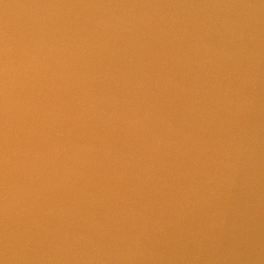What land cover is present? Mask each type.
I'll list each match as a JSON object with an SVG mask.
<instances>
[{"label":"water","instance_id":"95a60500","mask_svg":"<svg viewBox=\"0 0 264 264\" xmlns=\"http://www.w3.org/2000/svg\"><path fill=\"white\" fill-rule=\"evenodd\" d=\"M0 264H264V0H0Z\"/></svg>","mask_w":264,"mask_h":264}]
</instances>
